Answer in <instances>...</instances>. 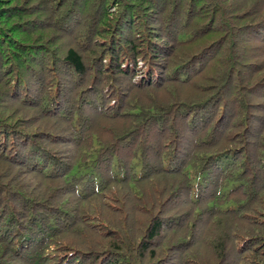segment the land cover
Listing matches in <instances>:
<instances>
[{
	"label": "trees",
	"instance_id": "1",
	"mask_svg": "<svg viewBox=\"0 0 264 264\" xmlns=\"http://www.w3.org/2000/svg\"><path fill=\"white\" fill-rule=\"evenodd\" d=\"M0 0V264H264V0Z\"/></svg>",
	"mask_w": 264,
	"mask_h": 264
},
{
	"label": "rangeland",
	"instance_id": "2",
	"mask_svg": "<svg viewBox=\"0 0 264 264\" xmlns=\"http://www.w3.org/2000/svg\"><path fill=\"white\" fill-rule=\"evenodd\" d=\"M235 1H237V0H235ZM231 2H232V0H228V1H227V3H229V5L231 4Z\"/></svg>",
	"mask_w": 264,
	"mask_h": 264
}]
</instances>
